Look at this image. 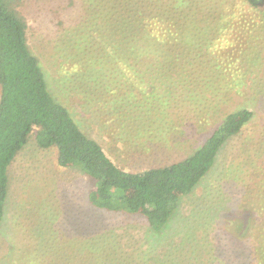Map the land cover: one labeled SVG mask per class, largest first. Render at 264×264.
I'll return each instance as SVG.
<instances>
[{
  "label": "trees",
  "instance_id": "1",
  "mask_svg": "<svg viewBox=\"0 0 264 264\" xmlns=\"http://www.w3.org/2000/svg\"><path fill=\"white\" fill-rule=\"evenodd\" d=\"M84 27L80 44L93 46L100 61L93 83L119 104L118 118L135 127V136L149 139L158 123L168 130L212 129L178 162L135 173L120 169L51 95L28 46L26 22L0 0V224L9 168L33 137L39 149L57 150L61 168L79 169L95 181L89 193L94 209L141 218L153 241L141 244L147 232L141 237L136 226L100 232L111 244L96 252L85 247L83 258L66 256L68 264H264L262 138L255 139L259 150L243 146L240 158L222 171L220 182H234L243 196L236 201L218 187L224 203L208 210L206 235L196 220L183 225L186 231L173 233L172 224L182 199L212 176L227 145L264 102V0H87ZM221 45L231 46L228 65L238 63L237 71L218 56ZM129 104L136 111L121 113ZM195 216L193 208L190 222ZM216 236L236 242L223 244ZM167 238H179L175 249L183 259L160 245Z\"/></svg>",
  "mask_w": 264,
  "mask_h": 264
},
{
  "label": "rangeland",
  "instance_id": "2",
  "mask_svg": "<svg viewBox=\"0 0 264 264\" xmlns=\"http://www.w3.org/2000/svg\"><path fill=\"white\" fill-rule=\"evenodd\" d=\"M3 2L26 22L28 46L38 59L51 95L68 109L79 129L96 140L120 169L135 173L171 165L190 156L209 134L212 128L204 131L187 127L168 130L172 127L164 125L160 128L162 125L158 123V131L145 139L135 136L134 126L129 129L128 123L120 121L115 110L119 104L108 99L106 91H102L103 87L93 83L94 78H91L100 62L94 47L92 52L80 44L85 36L80 31H86L87 0ZM226 47L221 45L217 48L218 56L226 62V68L237 71L240 67L238 63L228 65L234 61V56L228 52L231 46ZM129 105H125L128 108L121 113L136 111V104L134 108ZM166 109L162 108L168 113L172 111ZM254 111V119L238 138L227 145L212 176L205 178L194 194L182 199L178 217L172 222L175 225L173 233L185 230L184 226L192 222L195 224V220L196 227L208 229L212 220L208 210L224 203L219 186L224 188L228 197L241 200L242 188H237L232 181L220 182V179L222 171L231 167L245 148L259 150L260 144H255V139L257 142L258 138L264 141V102H260ZM261 151L264 155V146ZM8 174V196L0 224V264H68L72 259L67 260L66 256L83 258L87 253L85 247L96 252L99 247L110 245L100 237V232L113 230V233H120L133 226L139 227L141 237L147 232L141 244L153 242L141 218L94 209L89 203V193L95 181L79 169L61 168L57 150L39 149L33 137L18 154ZM216 186L217 191L213 194ZM193 208L197 216L190 222ZM234 216L237 218V213ZM86 230L96 232L85 235ZM203 233L206 235V228ZM178 239L175 238L174 243L167 238L160 245L167 249L173 247L174 257L181 258V253L176 252ZM232 241L236 242L229 236L221 238L223 244ZM189 248L185 247L183 255H190ZM164 259L168 260L169 256Z\"/></svg>",
  "mask_w": 264,
  "mask_h": 264
}]
</instances>
